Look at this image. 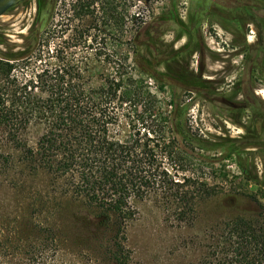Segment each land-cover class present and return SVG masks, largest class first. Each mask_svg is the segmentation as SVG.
<instances>
[{
	"label": "rangeland",
	"instance_id": "rangeland-1",
	"mask_svg": "<svg viewBox=\"0 0 264 264\" xmlns=\"http://www.w3.org/2000/svg\"><path fill=\"white\" fill-rule=\"evenodd\" d=\"M38 1L24 0L0 16L1 49L7 43L20 45L17 49L28 45L35 29L45 31V36L49 33L50 43L63 47L67 41L74 42V26L82 29L89 24V19H72L69 9L75 0H43L41 14L37 13ZM114 3L136 13V19L129 18L127 23L133 28L175 4L182 23L169 22L154 39L149 63L144 59L140 63L149 73L132 65L136 77L167 114L172 129L181 118L189 134L201 137L198 144L187 143V149L200 159L188 160L183 175L196 173L208 183L211 195L199 196L196 213L189 212L196 217L192 224L178 223L169 206L153 197L134 202L136 214L126 233L116 234L114 220L77 214L75 204L80 203L76 200L66 203L56 194L49 202L39 194L31 198L26 181L13 170L3 169L0 264H190L201 248L192 246L188 237L211 231L225 219L250 217L259 204L264 207L263 29L250 22L244 6L230 0ZM256 12L264 19L263 8ZM258 47L261 52L253 55ZM75 51L92 60L90 49ZM36 136L31 133L32 139ZM33 186L42 192L38 190L41 184ZM60 208L65 212L58 214ZM119 240L123 246L116 249L114 243Z\"/></svg>",
	"mask_w": 264,
	"mask_h": 264
},
{
	"label": "trees",
	"instance_id": "trees-1",
	"mask_svg": "<svg viewBox=\"0 0 264 264\" xmlns=\"http://www.w3.org/2000/svg\"><path fill=\"white\" fill-rule=\"evenodd\" d=\"M38 2L41 14L45 5ZM128 8L114 0H75L72 19L90 21L82 29L74 26V42L59 47L50 43L52 35L35 29L21 49L12 43L0 48V170L11 169L26 181L31 198L39 194L49 202L60 195L66 203H80L79 215L114 220L116 234L126 233L134 202L153 197L169 206L178 223L192 224L196 217L189 212L196 213L199 196L211 195L196 173L183 175L188 160L200 159L187 143L198 144L201 137L189 134L181 118L172 129L132 65L149 73L141 59L149 63L154 39L169 22L182 23L177 8L172 4L135 28L127 26L129 18L136 19ZM77 48L90 49L92 60L76 54ZM98 67L102 70L95 72ZM34 184L42 185L41 193ZM261 210L259 204L250 217L225 219L188 237L201 248L190 264H264ZM122 246L123 240L114 243Z\"/></svg>",
	"mask_w": 264,
	"mask_h": 264
},
{
	"label": "flooded vegetation",
	"instance_id": "flooded-vegetation-1",
	"mask_svg": "<svg viewBox=\"0 0 264 264\" xmlns=\"http://www.w3.org/2000/svg\"><path fill=\"white\" fill-rule=\"evenodd\" d=\"M230 1L235 2L237 6H244L248 10L247 15L250 18V22L256 25L257 27L264 28V19L260 15H258V13L256 12L257 8L264 9V6L262 4L253 2L251 0H230ZM259 1H262V0H259ZM262 43H263V40H262Z\"/></svg>",
	"mask_w": 264,
	"mask_h": 264
},
{
	"label": "water",
	"instance_id": "water-1",
	"mask_svg": "<svg viewBox=\"0 0 264 264\" xmlns=\"http://www.w3.org/2000/svg\"><path fill=\"white\" fill-rule=\"evenodd\" d=\"M24 0H0V16ZM264 1V0H262Z\"/></svg>",
	"mask_w": 264,
	"mask_h": 264
}]
</instances>
